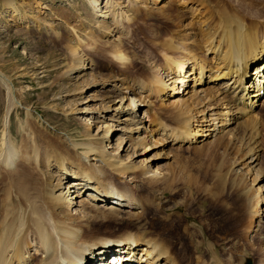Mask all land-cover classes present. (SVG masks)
<instances>
[{"label":"bare ground","instance_id":"6f19581e","mask_svg":"<svg viewBox=\"0 0 264 264\" xmlns=\"http://www.w3.org/2000/svg\"><path fill=\"white\" fill-rule=\"evenodd\" d=\"M3 1L15 20L24 17L12 0ZM89 1L92 17L102 19L95 29L105 39L113 31L118 37L94 42L70 27L78 42L70 44L72 63L66 74L95 71V80L86 81L81 89L102 87L107 101L83 112L99 118L104 113L110 124L103 122L97 133L89 127L79 138L52 133L40 114L27 110V123L15 135L11 114L20 103L10 79L0 71L8 94L0 126V264H87L94 257L101 261L110 251H123L136 264H187L185 247L174 246L176 242L138 227L114 232L107 225L119 214L141 220L150 210H163L165 220L177 216L160 209L166 203L161 193L153 191L156 199L151 201L134 189L149 187L148 176L153 180L164 176L161 167L153 166L155 159L145 155L160 146L205 144L218 151L238 145L244 164L237 165L242 167L236 172L244 167L258 177L263 143L255 108L264 105L259 93L264 87V0H202L203 11L196 17L200 21L188 25H178L185 14L168 5L157 11L163 20L159 31L137 22L157 14L136 1L112 2L108 5L112 15L108 2ZM36 8L39 14L48 9L40 3ZM132 23L136 31L129 38L125 31ZM168 100L170 108L165 107ZM155 102L161 107L155 108ZM142 107L144 117L137 119ZM146 123L153 130L148 131ZM118 132L115 149H122L125 158L109 150ZM155 135L160 137L154 139ZM141 149L143 153L135 155ZM257 191L260 200L250 216L253 232L264 216V186ZM188 220L189 237L198 232L206 240L201 224ZM100 226L108 229L100 231ZM200 259L196 256L194 263L206 264ZM209 264L221 263L216 258Z\"/></svg>","mask_w":264,"mask_h":264},{"label":"rangeland","instance_id":"374dc122","mask_svg":"<svg viewBox=\"0 0 264 264\" xmlns=\"http://www.w3.org/2000/svg\"><path fill=\"white\" fill-rule=\"evenodd\" d=\"M12 1L17 11L26 15L22 19L15 20L5 2L0 0V71L10 79L16 91L17 105L20 103L11 114L13 134L16 135L21 124L27 123V110H31L35 116L40 114L44 126L52 133L56 130L79 137L88 131L89 127L93 133L99 132L98 126L103 127V122H106L108 117L102 113L99 118L97 114L89 115L83 111L92 107L99 108L103 101H107V96L100 92L103 91L102 87L92 86L90 89H81L86 81L95 80V71L92 69L67 76L66 71L72 63L69 53L70 44L76 45L78 42L74 40L70 27L78 30L82 38L89 37V40L92 39L94 42H99L100 39L115 40L118 37L117 32L113 31L110 38L108 36L105 39L103 38L105 34L95 29L96 22L102 19L92 17L89 0ZM114 1L122 5L136 1L140 7L144 6V9L153 10L156 14L157 11L162 12L168 5L176 6L172 9H180L185 14L178 25L199 22L200 19L197 20L196 17L200 11H203V8L199 7L202 0H195L191 4L184 0H138V2L137 0H104L103 5L108 2V7ZM38 3L42 7L47 6L48 9H43L41 14L37 13ZM110 10L108 7V15H112ZM141 19L137 22H140L143 28L150 26L153 27L152 30L163 28V20L158 14L156 17L147 15ZM134 23L126 28L125 33L129 38L133 37L136 31ZM138 35L140 39L143 38L141 33ZM144 41L148 42L147 39ZM99 63L103 66L105 61L101 59ZM184 88L182 87V90ZM182 90L180 93H183ZM7 97V90L0 83V126L8 105ZM135 102L137 104V99ZM170 102L171 100L166 101L165 107L170 108ZM136 104L134 106H137ZM154 106L160 108L161 103L155 102ZM145 109L142 107L138 111L137 119L144 117ZM255 113L262 138L261 144L263 143V150L259 153L258 177L253 175L251 170L247 172L244 167L236 172L242 167L237 165L244 164L241 162L240 153H237L238 145L230 149L220 148L218 151L210 149L211 147L207 149L205 144H199L198 147L194 144L196 149L188 145L160 146L145 155L147 159H155L153 166L161 167L164 176L158 180L148 176L151 188L145 185L143 188L134 187V189L138 195L141 197L145 195L151 201L156 199L154 193H161L166 203L160 205V209L163 207L169 209L170 212L177 213V216L175 214L166 221L163 219V210H150L141 220L135 216L130 218L129 215L119 214V218L111 221L107 226L114 232L135 230L138 227L139 230L146 229L161 235L167 241L176 242L174 246L185 247L182 254L188 257L187 264H195L196 256L206 264L216 258L221 264H244L245 259H250L253 264H264V216L259 223V231L256 232H253L255 228L250 217L251 210L260 200L261 193L257 188L260 185L264 186V105L255 108ZM97 120L102 123L96 126ZM107 122L110 124L109 121ZM146 126L148 131L153 130L150 124L146 123ZM119 135L118 132L113 137L111 141L113 148L109 149L110 151L116 148L115 142ZM159 137L155 135L154 139ZM114 153L127 157L125 152L122 153V149L118 152L115 149ZM142 153L143 149L135 155ZM136 157L133 159L137 160ZM154 187L160 189L155 191ZM188 219L196 220L201 224L206 232V240H202L204 238L201 233V235L198 232L191 234V230L189 237L185 230ZM98 229L101 231L108 228L100 226ZM207 245L211 247L208 246L210 251L206 249Z\"/></svg>","mask_w":264,"mask_h":264},{"label":"water","instance_id":"95a60500","mask_svg":"<svg viewBox=\"0 0 264 264\" xmlns=\"http://www.w3.org/2000/svg\"><path fill=\"white\" fill-rule=\"evenodd\" d=\"M244 264H252L251 260L246 259Z\"/></svg>","mask_w":264,"mask_h":264}]
</instances>
